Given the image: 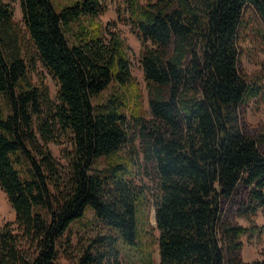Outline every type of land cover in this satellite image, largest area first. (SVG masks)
I'll return each mask as SVG.
<instances>
[{"label":"trees","instance_id":"16d2710c","mask_svg":"<svg viewBox=\"0 0 264 264\" xmlns=\"http://www.w3.org/2000/svg\"><path fill=\"white\" fill-rule=\"evenodd\" d=\"M7 1L0 189L15 220L0 228V264H58L63 235L88 212L101 227L75 264H120V250L129 264H155L153 242L159 264H264L242 258V236L258 232L252 217L264 208V123L245 120L248 102L264 99V75L245 77L238 43L248 8L264 42V0H123L143 43L149 116L129 46L96 20L104 0H69L58 11L52 0H19L23 28ZM36 61L57 82L54 99L33 79ZM62 133L71 149L61 169L48 143ZM126 146L142 163L122 154ZM142 167L156 188L158 238L147 243V187L132 181Z\"/></svg>","mask_w":264,"mask_h":264},{"label":"rangeland","instance_id":"374dc122","mask_svg":"<svg viewBox=\"0 0 264 264\" xmlns=\"http://www.w3.org/2000/svg\"><path fill=\"white\" fill-rule=\"evenodd\" d=\"M104 1L106 2L107 10L103 14L98 15L96 20L103 24L105 36L109 35L108 33L110 31L116 32L129 46L128 54L131 62V74L141 90L145 115L149 116L147 107L146 82L140 63V52L143 45L142 40L126 21V12L123 0ZM141 1L145 2L148 0ZM7 2L9 3L12 10L14 21L23 28L20 1L9 0ZM68 2L69 0H52V3L57 11L62 5ZM245 19L248 22L247 28L240 31L238 38V43L241 50L239 64L245 77L250 78L259 72L264 75V42L260 37L261 24L255 14H253L249 8L246 9ZM25 40H27V37H25ZM27 42L28 41H26L24 45H27L31 54H33V49H31V45ZM34 69L35 70L32 72L34 81L38 82L39 79H42L48 88L50 97L54 99L57 92V82L40 62L36 61ZM262 82L264 83V78L262 79ZM115 89V87L110 86L106 91H104L102 97H106ZM245 111V120L249 126L255 127L261 123H264L263 98L256 97L251 99L248 102ZM134 145L137 146L136 143ZM48 146L50 147L57 163L62 169L64 166H66L64 153L65 151L71 149L70 135L68 133H62L60 134L57 142H50L48 143ZM122 154L125 156L133 155L137 157L136 159L138 162L142 163L141 155L138 154L136 156V151H134L131 147H124ZM95 165L100 167L103 166V159L98 160ZM132 181L137 185L147 187L148 205L145 209V224L143 226V230L145 229L146 231L142 232V234L147 240L146 243L151 240L155 241V239L158 238V230L156 229L154 218V199L156 196L155 180L153 179L152 174L148 173L145 168L142 167L137 168L136 175L132 178ZM91 219V213L88 212L85 219L70 224L58 245V253L56 258L58 264H75L79 251L91 243V240L95 237L96 233L101 227L99 221H96L94 224H90ZM14 220V211L8 202L6 195L0 189V228L7 222L14 223ZM239 222L244 226L250 225V223L244 219H240ZM252 222L259 226L260 229L253 235L245 234L242 236V258L247 262L264 257V208L258 210L256 215L252 217ZM117 248L120 250V246H117ZM151 250L154 263L159 264L157 242H153ZM110 251L111 250H109V252ZM123 252V250H120L118 261L120 264H129V260L126 258V256H124Z\"/></svg>","mask_w":264,"mask_h":264},{"label":"water","instance_id":"95a60500","mask_svg":"<svg viewBox=\"0 0 264 264\" xmlns=\"http://www.w3.org/2000/svg\"><path fill=\"white\" fill-rule=\"evenodd\" d=\"M154 218H155V213H154Z\"/></svg>","mask_w":264,"mask_h":264}]
</instances>
